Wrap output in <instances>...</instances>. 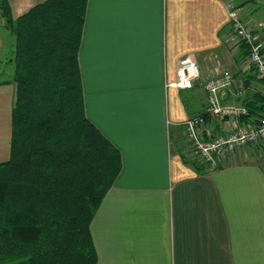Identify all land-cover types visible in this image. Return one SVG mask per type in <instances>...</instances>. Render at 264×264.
I'll return each mask as SVG.
<instances>
[{"label":"crops","instance_id":"1","mask_svg":"<svg viewBox=\"0 0 264 264\" xmlns=\"http://www.w3.org/2000/svg\"><path fill=\"white\" fill-rule=\"evenodd\" d=\"M44 1L9 3L17 18ZM228 3L249 4L88 0L78 54L85 111L123 163L91 224L97 264H264V147L245 145L214 170L184 160L183 122L204 113L207 78L230 72L250 78L252 90L260 85L226 33ZM13 44L0 10V71L9 80L0 85V162L11 151ZM191 53L200 77L177 88L180 59ZM225 99L241 104L243 96L230 90ZM223 126L209 120L207 131Z\"/></svg>","mask_w":264,"mask_h":264},{"label":"trees","instance_id":"2","mask_svg":"<svg viewBox=\"0 0 264 264\" xmlns=\"http://www.w3.org/2000/svg\"><path fill=\"white\" fill-rule=\"evenodd\" d=\"M87 4L45 0L14 18L0 0L15 86L10 157L0 162V264L98 263L91 224L123 163L85 111L78 54ZM245 83L250 119L264 113V96Z\"/></svg>","mask_w":264,"mask_h":264},{"label":"built area","instance_id":"3","mask_svg":"<svg viewBox=\"0 0 264 264\" xmlns=\"http://www.w3.org/2000/svg\"><path fill=\"white\" fill-rule=\"evenodd\" d=\"M229 38L248 48V62L254 72L264 80V37L256 34L248 22L242 20L239 9L228 3ZM262 24H255L254 27ZM200 77V70L194 54L180 59L177 78L172 83L177 88H188ZM207 94L204 113L189 117L183 122L191 158L202 161L205 167L217 169L239 148L248 144H261L264 147V113L247 119L249 109L244 104L226 101L230 90L238 97L246 93L243 80H237L233 73L226 72L207 78L203 82ZM260 88H262L260 86ZM264 96V92H263ZM209 120L218 122L224 131L212 135L207 131ZM230 122V124H226Z\"/></svg>","mask_w":264,"mask_h":264},{"label":"rangeland","instance_id":"4","mask_svg":"<svg viewBox=\"0 0 264 264\" xmlns=\"http://www.w3.org/2000/svg\"><path fill=\"white\" fill-rule=\"evenodd\" d=\"M248 2H249V4H248L247 8H244L243 10H239L240 16H241L243 21L249 22V24L253 28H255L254 30H255L256 34L264 37V24H263L264 23V0H248ZM257 22H259V24H262V25L254 27L255 23H257ZM226 33H228V31ZM236 45L238 47L239 46L241 47L240 44H236ZM246 47H247V49H249L248 48L249 46H246ZM246 58L248 59V52H247ZM248 64L250 65L249 66L250 67V71L252 70L251 72H253L254 69H253L252 65L249 62H248ZM8 68H9V66L7 68H5V69H8ZM253 74L255 75L254 79L256 81H258V83L260 84L259 87H258V91H260L263 94V92H264V80L259 78V76L256 73L253 72ZM4 75H5V70H4V66H3L1 68V71H0V81L5 79ZM260 86L262 88H260ZM198 162L202 163V161H200V160H198Z\"/></svg>","mask_w":264,"mask_h":264}]
</instances>
